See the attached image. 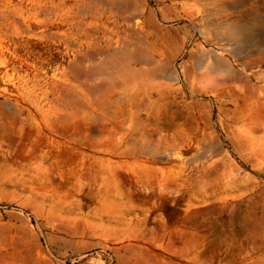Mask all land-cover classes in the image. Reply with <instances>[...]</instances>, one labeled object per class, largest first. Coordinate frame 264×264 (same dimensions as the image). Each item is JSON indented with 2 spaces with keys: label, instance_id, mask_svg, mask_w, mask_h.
Instances as JSON below:
<instances>
[{
  "label": "rangeland",
  "instance_id": "1",
  "mask_svg": "<svg viewBox=\"0 0 264 264\" xmlns=\"http://www.w3.org/2000/svg\"><path fill=\"white\" fill-rule=\"evenodd\" d=\"M0 264H264V0H0Z\"/></svg>",
  "mask_w": 264,
  "mask_h": 264
}]
</instances>
